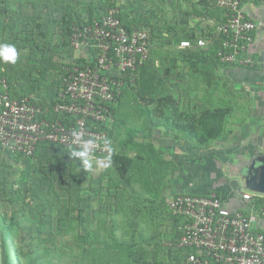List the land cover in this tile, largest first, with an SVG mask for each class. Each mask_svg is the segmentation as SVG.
Segmentation results:
<instances>
[{
  "label": "rangeland",
  "instance_id": "rangeland-1",
  "mask_svg": "<svg viewBox=\"0 0 264 264\" xmlns=\"http://www.w3.org/2000/svg\"><path fill=\"white\" fill-rule=\"evenodd\" d=\"M110 2L114 3L113 7L119 10L124 21L151 29L146 24L148 19L158 35L163 27L187 24L200 36V30L206 25L204 18L198 14L203 10L198 4L199 0H109ZM90 3L96 7L93 12L104 11L106 8V0H48L49 5H54V24L48 21L47 7L42 0L39 1V7H34L30 2L23 3V0H10L7 6L3 5L0 10V44H14L19 52V59L15 64L3 62L2 66L8 75L15 77L13 81L19 86L16 93L19 90L26 94L50 93L60 87L63 66L78 54L70 45L66 47L61 44L64 30L60 25L61 17L70 5L78 12L89 14ZM37 21L39 27L35 23ZM15 31L16 35L13 34ZM33 36L37 45L29 40ZM165 46L153 45L152 50L157 56L153 57L150 53L147 62L145 61L147 65L140 70L136 88L126 89L120 97L112 124L115 135L113 132L110 136L113 140L111 151L108 155L97 157L100 158L101 166L94 164L84 171L78 161L71 158L69 151L62 152L56 144H50L52 154L59 153L56 157L34 154L31 159H16L13 158L15 156L0 153V214L5 215L8 220L14 217L20 221L21 228L14 235L16 246H22L26 252L33 249L42 252L46 247L51 248L54 252L61 253V258H55L54 264H89L97 253L102 254L100 259L105 264H133L124 248L112 246L121 240L129 241V225L136 220L146 236L154 234L158 226L163 236L159 241L157 260L170 264L166 255L170 244L168 218L161 215L155 209V204H150V200L146 199H153L157 203L169 187L178 184L184 186L181 190L183 192H203L211 190V186H217L218 191L222 192L219 184L224 179H229L228 183L234 180L233 177H228L225 169L216 168L213 172H203L202 169L190 171V167L186 165L178 167L177 173L175 168L169 167L171 174L165 180L161 174L154 177L152 171L158 172L167 166L161 163L142 166L139 160L132 164L133 174L128 178L124 175L122 177V171H118L115 166L114 147L118 139L128 135L126 129L137 127L146 135L149 132L144 127L147 117L140 112V107L148 99H156L161 92L179 86H202V83L189 78L178 63L179 60H173L172 57L168 59L170 72L165 74L162 61L154 60L169 53L170 49ZM155 105V102L149 104L151 108ZM147 179L148 187L145 186L148 181L144 183ZM204 183L209 185L204 186ZM149 204L151 209H147ZM86 240V245H90L92 250V243H99L95 254L84 252ZM1 246L5 264H14V253L12 254L9 245L4 243ZM26 261L21 257L16 264ZM53 262L46 259L40 264Z\"/></svg>",
  "mask_w": 264,
  "mask_h": 264
},
{
  "label": "built area",
  "instance_id": "built-area-1",
  "mask_svg": "<svg viewBox=\"0 0 264 264\" xmlns=\"http://www.w3.org/2000/svg\"><path fill=\"white\" fill-rule=\"evenodd\" d=\"M224 10L225 20L216 25L223 36L217 55L221 62L253 66L248 48L255 22L244 11L249 0H208ZM114 7L83 12L70 25L69 45L78 54L64 68L56 101L38 102L29 95L16 96L0 76V152L32 157L41 143L64 148L79 147L73 133L97 141L95 157L108 155L104 144L114 123V113L127 86L133 84L154 43L150 28H128ZM207 46L181 39L183 49ZM264 91V90H263ZM264 94V93H263ZM243 200L261 201L258 210L245 213L230 209L214 192H178L167 199L176 217L178 240L169 246L180 254L179 264H263L264 233L254 231L257 217L264 218V192L239 191Z\"/></svg>",
  "mask_w": 264,
  "mask_h": 264
},
{
  "label": "crops",
  "instance_id": "crops-1",
  "mask_svg": "<svg viewBox=\"0 0 264 264\" xmlns=\"http://www.w3.org/2000/svg\"><path fill=\"white\" fill-rule=\"evenodd\" d=\"M244 11L256 24L253 42L248 48L254 65L241 66L217 62L215 66L208 69L209 75L205 80L201 74L191 71L184 62L179 60L178 63L185 70V74L202 83V86L194 84L191 87L179 86L170 91L166 90L164 93L172 96L177 103L174 119L172 118L170 122L167 120L169 126L164 124L162 114L160 125H153L147 120V125L144 124V127L149 132L147 135L144 132H138L134 136V141L150 145L145 147L144 152L141 153L143 163L140 164L142 166L144 163L147 166L155 163L167 166L158 172L152 171L154 177H159L161 174L166 180L171 174L169 167L175 168L177 173L178 167L183 168L184 165L190 167V171L202 169L203 172L204 170L213 172L216 168L227 170L228 177H233L234 180L228 183L229 179H224L218 186L222 192L218 191L217 186H211V190L198 193L214 192L225 201L230 209H239L249 214L258 210L261 201L255 199L252 203L241 198L239 191L254 192L255 190L247 187L246 182L240 178V174L246 166L251 165L254 159L264 157V0L247 1L244 4ZM204 20L206 25L200 30V36H202L203 30L209 29V26L220 23L216 18H204ZM56 91L57 89L50 93L28 95L38 102L47 104L48 101H56ZM19 92L21 91L19 90ZM218 107L228 112L223 123V134L226 138L212 140L206 145L198 146L199 142L196 138L198 128L194 126L191 129L188 123L196 120L203 110ZM181 123L187 126L184 128L185 130L184 126L181 127ZM171 125H176L175 130L170 127ZM189 128L190 131H188ZM110 130L115 135V131ZM112 133L109 131L108 134L111 145L113 142L110 137ZM121 138L115 144L114 153L135 158L137 151L129 145H122L125 137ZM51 149L50 145L41 144L34 154L42 155V157H56L59 153L53 152L55 154L53 155ZM33 156L25 158L31 159L34 158ZM132 171L133 168L127 170L123 173L124 177L130 178V174H133ZM144 183H147L145 186H149L148 179ZM200 183L202 184L203 180ZM203 185L209 184L204 183ZM183 188L184 186L180 184L169 187L162 198L167 200L175 193L183 192L181 191ZM252 228L254 231L264 233V218L257 217ZM178 259L180 260V256ZM174 263L176 264L175 260Z\"/></svg>",
  "mask_w": 264,
  "mask_h": 264
},
{
  "label": "trees",
  "instance_id": "trees-1",
  "mask_svg": "<svg viewBox=\"0 0 264 264\" xmlns=\"http://www.w3.org/2000/svg\"><path fill=\"white\" fill-rule=\"evenodd\" d=\"M10 0H0V10H2L3 5L7 6V3ZM39 1L41 0H23V3L30 2L31 5L34 7H39ZM45 3V7H47L48 12V21L52 24H54L56 21L54 19V12L53 8L54 5H49L48 0H42ZM198 4H200L203 7V10L198 12L199 16L205 18V19H211L216 18L220 22H224L225 16H224V10L216 6L214 1H208V0H199ZM106 8L113 7L114 3H109V0H106ZM103 7V6H102ZM93 4L90 3L89 6V15L91 16L93 14ZM105 8V9H106ZM82 11H79L73 7L68 6L66 7V12L62 15L60 25L64 28L62 32V46L69 47V35H70V25L75 20L81 19ZM118 17L125 23V25L130 28L131 26L139 27V25L135 22L131 21H124L122 15L120 13L117 14ZM36 19V18H35ZM37 26L39 27L38 21L35 22ZM146 24L151 26V32L154 35V44L161 47L162 45H166L165 47L169 48L170 51L168 54H162L159 56V58H155L154 60H161L162 64L165 67V74H169L170 72V66H168V59L169 57H172L173 60H180L184 62L188 66V68L191 71H194L195 73L201 74V76L206 80L209 72L208 69L210 67H213L218 63H223L220 61L219 56L217 55L218 50L221 48L223 36L217 31L216 25L209 26V29L207 31H202V37H204L206 40H209V43L207 46H197L195 43L192 47L188 48H177V42L181 39H188L192 42H196L198 35L195 31V29L187 24H177V25H170L169 27H163V29L160 31L161 33L158 35V33L155 31V27L151 24V22L147 19ZM16 35V31L13 33ZM44 35V33L42 32ZM31 43H34L37 45L36 39L33 36L31 39H29ZM153 48V46H152ZM151 48L150 53H152V56H157L156 52L153 51ZM147 62V61H146ZM144 63L139 71L137 78L135 82L129 86L128 88H136V85L138 84L137 80L139 78L140 70H143L144 67L147 65V63ZM65 63V62H64ZM225 64V63H223ZM3 62L0 63V76H4L7 78L9 84L13 88V93L20 97L23 95H28L24 93V91L17 92L16 89H18L17 82H14L15 77L12 75H8L6 73L5 69L3 68ZM6 65V64H5ZM148 71V70H147ZM149 73V72H148ZM151 74V73H149ZM130 88V89H131ZM125 89V91H126ZM144 100L145 98L142 97ZM153 102L156 103L154 107H150L149 104H152ZM176 100L170 96L165 94L164 92H161L157 96L156 99L150 98L147 100L146 104L144 106L140 107V112L143 115H146L147 120L151 122L153 125H160L161 114L163 115V121L164 124L169 126L167 123V120L170 122V120L175 115L176 110ZM228 112H225V110L221 107L214 108V109H205L203 110L198 118L194 120L191 123H188L190 128H194V126H197L198 133V146L200 145H206L212 140H221L225 139L226 136L223 134V123L224 119L226 117ZM174 122V120H173ZM182 124V123H181ZM184 126V127H183ZM172 129L175 130L176 125L170 126ZM181 127L186 128V125H181ZM189 128L188 131L191 129ZM128 135L123 138L122 145H129L132 148H134L137 151V155L135 158H130L123 154H115L114 160H115V166L117 167L118 171L121 170L122 173H125L127 170H130L132 164L139 160V163H143V157L142 152H144L145 147L150 146L147 143L140 142V141H134V136L137 134L140 129L137 127L133 128H127ZM185 130V129H184ZM110 133H112V130H109ZM43 145H47V143H41ZM40 144V145H41ZM39 145V146H40ZM60 150L64 153L67 151H70V148H64L60 147ZM154 152H157L154 150ZM55 157V156H53ZM152 157V155H151ZM13 158L20 159L23 158V156H15ZM139 158V159H138ZM146 163H144L145 165ZM153 173V172H152ZM123 176V174L121 175ZM149 201L150 204H155V209L161 213L163 216H167L168 222H169V229H168V237H169V243L173 244L178 240L179 232H176L175 229L178 226V222L176 217L172 214L170 209L167 206V201L165 198H160V200L153 201V199H146ZM147 205V209H151V205ZM51 208V206H50ZM169 209V211H168ZM131 232L129 235V241L121 240L120 242L114 244L112 247L114 248H124L127 252L128 259L133 264H164L162 260H157L158 258V250H159V241L162 238L163 234L160 232L158 226L155 229L154 234L152 235H144V233L141 231L139 223L136 220H133L130 222ZM20 227V221L14 219V217H11L9 220L5 215L0 214V236L2 240V244L4 243L8 244L11 251H12V261L14 264L16 262L20 261L21 257H24L27 261L26 263H20V264H40L42 261L48 259L50 261H54L55 258L60 259L61 253L54 252L53 249H49L48 247L44 248V250L41 252L36 251L35 249L31 251H24L22 246H16L14 243V240L16 239L14 237L15 232ZM40 229V227H38ZM85 238V236H83ZM157 240V241H156ZM87 240L84 242L85 246H83L84 252H92V255L95 254L96 247H98V244L92 243V249L90 245H86ZM88 243V242H87ZM169 244V245H170ZM171 244V245H172ZM101 248V247H100ZM167 257L170 259V264H176L180 263V260L178 257L180 256L179 252L174 251L170 246H168V249L166 251ZM102 256L101 253H97L94 255L93 259L90 260L89 264H105L101 261L100 257ZM54 264V262H53Z\"/></svg>",
  "mask_w": 264,
  "mask_h": 264
},
{
  "label": "clouds",
  "instance_id": "clouds-1",
  "mask_svg": "<svg viewBox=\"0 0 264 264\" xmlns=\"http://www.w3.org/2000/svg\"><path fill=\"white\" fill-rule=\"evenodd\" d=\"M19 59L18 49L14 44L2 43L0 44V61L4 63L15 64ZM73 142L78 143L79 147L72 148L69 153L73 160L78 161L80 168L84 171L90 169L95 164L97 167L101 166L100 158H96L93 149L97 141L94 138L85 140L79 133H73ZM104 144L111 150V141L105 139Z\"/></svg>",
  "mask_w": 264,
  "mask_h": 264
},
{
  "label": "water",
  "instance_id": "water-1",
  "mask_svg": "<svg viewBox=\"0 0 264 264\" xmlns=\"http://www.w3.org/2000/svg\"><path fill=\"white\" fill-rule=\"evenodd\" d=\"M240 178L246 182L249 189L264 192V157L254 159L251 165L245 167ZM1 244L0 239V264H5L4 250Z\"/></svg>",
  "mask_w": 264,
  "mask_h": 264
}]
</instances>
